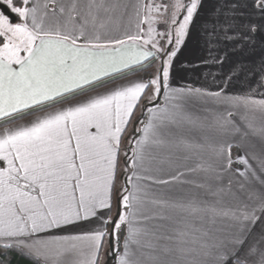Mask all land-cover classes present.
Returning a JSON list of instances; mask_svg holds the SVG:
<instances>
[{"label": "snow or ice", "instance_id": "obj_1", "mask_svg": "<svg viewBox=\"0 0 264 264\" xmlns=\"http://www.w3.org/2000/svg\"><path fill=\"white\" fill-rule=\"evenodd\" d=\"M193 38L222 68L264 45V0H0V258L102 264L107 243L117 264H264V67L241 94L240 65L170 88Z\"/></svg>", "mask_w": 264, "mask_h": 264}, {"label": "crops", "instance_id": "obj_2", "mask_svg": "<svg viewBox=\"0 0 264 264\" xmlns=\"http://www.w3.org/2000/svg\"><path fill=\"white\" fill-rule=\"evenodd\" d=\"M207 56L208 53L204 48L203 40L193 38L187 41L186 45L181 48V51L173 61L169 87L180 88L191 86L200 87L209 91L219 90L221 87H224V80L222 77L229 74L234 65H240L243 71L233 78L232 82L227 86L226 91L229 94H241L246 92L249 87H256V82L259 79L262 67H264V45L259 43L254 49L244 48L243 50H233L232 46L228 45V59L225 61L222 68L219 65L202 63ZM157 62L158 61H153L152 63L155 65ZM164 91V89L161 90L159 98L161 104L164 102ZM258 92L264 93V88L258 89ZM256 98L259 99L262 97L257 95ZM137 116H140L139 110H137ZM233 154L237 155L243 153H238L236 148H233ZM119 183L120 181L117 180V185H119ZM129 188H131L130 185ZM103 211L108 218L114 219L115 217L116 219L117 204L114 194L111 212L108 213L107 210ZM110 225L111 224L108 225L109 230H111ZM100 226V222L93 218V220L89 222H81L77 225L56 229L54 231L57 235H77L90 228ZM126 232L127 230L125 228V235ZM113 261L114 259L109 254V248L106 243L102 254V264H113ZM115 264H117V261Z\"/></svg>", "mask_w": 264, "mask_h": 264}, {"label": "trees", "instance_id": "obj_3", "mask_svg": "<svg viewBox=\"0 0 264 264\" xmlns=\"http://www.w3.org/2000/svg\"><path fill=\"white\" fill-rule=\"evenodd\" d=\"M152 69H153V67H151L147 73H141V75L144 77L145 81H147L148 79H151ZM121 165H123V160H121ZM117 180L120 181L121 184L124 183V177L122 175L118 174ZM117 188H118V185H117ZM114 197H116L115 191H114ZM116 204H117V200H116ZM114 219H115V217H114ZM110 228L112 229V225H110ZM124 236H125V229H123L119 233L121 245H122V240H123ZM115 263H116V260L114 259L113 264H115ZM0 264H35V262H34L33 258L22 255L18 251H16L15 249H12V250H8V251L4 252L3 257L0 258Z\"/></svg>", "mask_w": 264, "mask_h": 264}, {"label": "rangeland", "instance_id": "obj_4", "mask_svg": "<svg viewBox=\"0 0 264 264\" xmlns=\"http://www.w3.org/2000/svg\"><path fill=\"white\" fill-rule=\"evenodd\" d=\"M158 2H159V0H158ZM164 29H163V25H160V26H158V31H163ZM161 43L163 44V43H165L163 40H161ZM159 66V64H158V62L155 64V67H153V69H152V71H151V73L152 74H154L155 73V71H156V68ZM149 107H151L150 105H149ZM146 118V113H145V115L144 116H141V119H145ZM141 125H137V127H140ZM121 185V183L118 185V187Z\"/></svg>", "mask_w": 264, "mask_h": 264}]
</instances>
